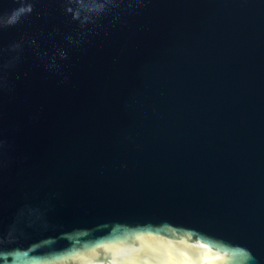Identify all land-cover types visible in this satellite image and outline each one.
<instances>
[{
  "label": "water",
  "instance_id": "water-1",
  "mask_svg": "<svg viewBox=\"0 0 264 264\" xmlns=\"http://www.w3.org/2000/svg\"><path fill=\"white\" fill-rule=\"evenodd\" d=\"M0 264H264V0H0Z\"/></svg>",
  "mask_w": 264,
  "mask_h": 264
}]
</instances>
